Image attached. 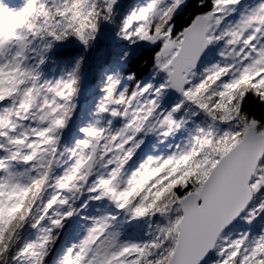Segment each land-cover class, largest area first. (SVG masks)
Segmentation results:
<instances>
[{
  "label": "snow or ice",
  "instance_id": "1",
  "mask_svg": "<svg viewBox=\"0 0 264 264\" xmlns=\"http://www.w3.org/2000/svg\"><path fill=\"white\" fill-rule=\"evenodd\" d=\"M0 264H264V0H0Z\"/></svg>",
  "mask_w": 264,
  "mask_h": 264
}]
</instances>
